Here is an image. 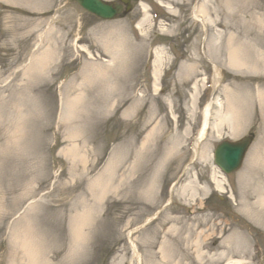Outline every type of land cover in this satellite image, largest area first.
Wrapping results in <instances>:
<instances>
[{"label": "rangeland", "instance_id": "374dc122", "mask_svg": "<svg viewBox=\"0 0 264 264\" xmlns=\"http://www.w3.org/2000/svg\"><path fill=\"white\" fill-rule=\"evenodd\" d=\"M131 1L126 14L102 20L75 0H0V264H15L12 232L27 218L42 251L40 264H137L130 231L141 263L155 264L150 251L157 252L161 241L154 242L155 232L168 217L193 234L204 232L211 252L240 232L241 251L233 240L226 258L264 264V227L237 208L249 184L264 180V107L256 97L264 73L251 67L264 50V0H228L226 6L227 0ZM195 6L206 11L205 24L195 19ZM230 40L249 68H229ZM47 50V67L32 68ZM214 66L220 72L216 89L206 85ZM103 69L107 73H95ZM238 98L243 128L231 137L222 117ZM68 100L77 104L71 118ZM211 101L209 127L189 164L202 109ZM249 133L255 138L242 168L224 175L213 161L216 144ZM169 147L174 151L164 160ZM77 153L84 159L75 163ZM113 170L118 191L100 194L91 240L70 257L72 207ZM214 172L223 175L224 190L213 185ZM194 180L197 191L180 192ZM147 186L149 196L142 191Z\"/></svg>", "mask_w": 264, "mask_h": 264}, {"label": "bare ground", "instance_id": "6f19581e", "mask_svg": "<svg viewBox=\"0 0 264 264\" xmlns=\"http://www.w3.org/2000/svg\"><path fill=\"white\" fill-rule=\"evenodd\" d=\"M242 1L243 0H236V2H240V3H242ZM227 3L228 0L225 1L224 6H226ZM227 7H232V6L227 5ZM203 12L206 13L204 9L200 11L196 7L193 8V15L195 19H198L199 21L205 24L204 21L206 19H209V17L207 16V18L205 19L204 15H202ZM142 23H144V21L143 22L141 21L138 25H141ZM232 42L233 40H230L229 43L227 44L229 50V62H230L229 68L234 71H239V70L242 71L244 69L243 67L249 68V65H247L248 64L247 59L243 57L241 54L242 49L235 47V45ZM51 56H52V52L47 50L44 56L35 59L31 67L37 70H43V68L47 67V63L50 61ZM252 62L253 64H251V67L253 69L257 71H262L264 73V50L260 48L257 57ZM191 65H187V66L189 67ZM195 66L197 65H193L191 69H194ZM95 73L104 74L107 73V70L103 69L100 72L99 70H96ZM160 73H161V69L159 70V68H157L155 71V80H159ZM219 76H220V72L218 68L215 66V72L212 81L214 88L216 84L219 83V78H220ZM193 84L195 87L196 83ZM158 88L159 86L155 85V89ZM256 97L258 103L261 104V107H264V83L257 88ZM240 102H242V100L241 98H238L237 103L235 102L236 105L228 104V106L225 107L226 108L225 114H223L222 117V121L227 120L228 122H230L229 132L231 137L236 136L239 132H241V129L243 128V124L242 122H240L239 119V117H241V108L239 106L241 104ZM76 105L77 104L74 100L67 101V108L65 110V114L67 115L68 118H71L73 117V115H75ZM135 107H137L136 103L134 104L133 107H130L128 109L129 111H125L126 112L125 115H128L127 112L134 111ZM211 110H212V101L208 102L202 111L201 126L198 131L197 137L194 140L193 156L197 155L199 143L204 138L207 129L209 127ZM149 124L150 121H147L142 129L144 130L148 128ZM159 128H160V124H156V126H154L149 131L148 135L145 137V141L142 143L144 147L143 150L148 148L147 145L149 144L151 137L155 135V132ZM171 150L174 151V148L172 149V147H169V150H166V152H164L165 154L163 158L164 160L168 159V157L172 154V152H170ZM67 153L68 152H66V154ZM73 158L75 159L74 161L75 163L77 161V158H79V160L84 159V157H82V155L78 153ZM157 164L159 165L161 164V162L158 161ZM77 167L78 166L75 165L74 169H77ZM110 167H112V163L110 164ZM108 169L106 171H108ZM117 175L118 174H116L114 170L112 172H105V174L101 178L95 180L94 183L89 187L91 191L90 196L79 197L78 202L72 207V210L76 211L77 214H76V219L73 220L71 225L72 227L71 240L69 239L70 257L75 256L81 249H85V246L89 244L91 240V228L93 225V217L95 214L94 211H96L97 205L100 203V198L102 199L103 194L107 192L108 189L110 190L111 187L115 189V187H113V182L115 179H117ZM211 180L216 189L224 190V179H223V175L220 172L212 173ZM263 182L264 180H258L254 183H250L249 185L251 186V188L247 187L249 189L246 190L241 195V199L237 204V208L241 210L242 213H244L249 218L255 220L257 223H259V225H261V227L262 226L264 227V183ZM195 185H196L195 180L182 184L180 187V192L186 191L187 189H191L192 191H197ZM203 188L205 191L208 190L207 186H204ZM117 189L118 188H116L115 191H118ZM149 190L150 188L147 186L142 191L145 195L149 196L151 195L149 193L150 192ZM100 194H102V197H100ZM87 201H89V203L90 202L92 203L86 205ZM150 220L151 218L149 217L147 221ZM16 223L18 224L19 221H17ZM17 224L15 225L16 229H13L12 239H11V244L13 247L11 248V253L13 256V261H15L14 263L22 264L24 261L25 264H40L39 259H41L42 257L40 256L42 254V251L40 252V248L38 247L36 239L34 237L35 230H34L33 220L29 222V219L27 218V221H22V223H20L21 226L20 229L19 228L17 229ZM155 236L156 239L154 242H157V240L159 241V239H161L159 250L157 252L150 251L155 264H198L197 261L202 262L208 257L212 260L220 259L222 261L227 259L226 257L229 255L231 250L229 245L230 243H233V240L239 242L238 250L240 251L242 244L244 243L243 234L234 231L232 232V234H230L227 238H225L221 242L220 246H222V248L219 252H211V249H209V247H206L207 238L205 236V233L197 232L193 234L191 229H184V227L183 229L180 228L179 223H177V217H168L167 222H165V228H163L162 230L160 229L157 230L155 232ZM128 239L130 241L132 251L134 254L133 258H136L137 264H142L141 263L142 256L138 250L136 242L133 239V231L129 232ZM152 244L153 245L151 247L153 248L155 244L154 243ZM130 263L133 264L132 260ZM117 264H123L122 260H120ZM224 264H244V262L241 259H227L226 261H224Z\"/></svg>", "mask_w": 264, "mask_h": 264}, {"label": "water", "instance_id": "95a60500", "mask_svg": "<svg viewBox=\"0 0 264 264\" xmlns=\"http://www.w3.org/2000/svg\"><path fill=\"white\" fill-rule=\"evenodd\" d=\"M85 9L104 18H112L122 7L116 5L115 8L102 0H77ZM126 1V0H125ZM252 135L245 136L239 141H222L215 150V162L226 173L237 170L252 143Z\"/></svg>", "mask_w": 264, "mask_h": 264}]
</instances>
